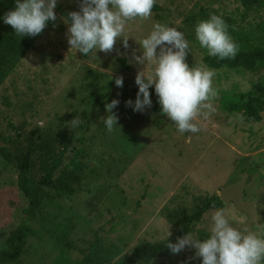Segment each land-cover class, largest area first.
Masks as SVG:
<instances>
[{
    "label": "rangeland",
    "instance_id": "obj_1",
    "mask_svg": "<svg viewBox=\"0 0 264 264\" xmlns=\"http://www.w3.org/2000/svg\"><path fill=\"white\" fill-rule=\"evenodd\" d=\"M14 1L0 0V13ZM155 4L159 8L152 9L150 18L127 23V47L123 38H117L111 52L97 51L89 58L70 48L63 21L62 10L79 11L81 0H58L56 21L36 36L0 35V251L8 248L11 234L22 223L32 231L20 259L0 264H80L94 252L102 264H116L139 243L165 240L168 231L170 238L182 212L193 213L203 200L220 196L245 173L244 197L258 200L253 228L264 232V113L261 121H249L243 112L224 106L256 83L264 84V70L211 68L217 94L210 102L215 111L197 117L201 129L197 133L177 131L161 113L154 88H150L152 105L142 112L125 103L135 101V76L144 68L133 58L141 54L136 40L150 33L155 23L176 26L185 34L189 65L206 64L195 26L185 23L188 15L200 6L216 8L235 16L240 27L250 28L264 18V11L243 18L240 0H156ZM117 77H123L122 88L115 84ZM113 99L119 100L112 110L118 125L109 132L103 120L108 115L105 105ZM39 126L56 145L62 136L78 138L62 167L82 170L83 178L76 192L67 195L41 185L34 174L39 201L26 213L29 200L17 185H5L9 177L4 170L11 152ZM221 209L235 227L247 228L248 215L232 202H223V207L209 210L194 223L193 234L203 237L200 232L209 231L212 215ZM195 251L186 246L166 258L145 252L137 264H200Z\"/></svg>",
    "mask_w": 264,
    "mask_h": 264
},
{
    "label": "clouds",
    "instance_id": "obj_2",
    "mask_svg": "<svg viewBox=\"0 0 264 264\" xmlns=\"http://www.w3.org/2000/svg\"><path fill=\"white\" fill-rule=\"evenodd\" d=\"M58 0H15V7L0 19L10 25L21 37L40 34L49 22L57 19L54 9ZM156 0H81L79 11H71L63 17L68 25L67 41L71 49L83 56L90 53L111 52L117 38H123L127 23L136 19H148ZM129 37V36H128ZM195 37L202 49L211 57L220 60L234 58L238 44L232 38L229 27L221 15L210 14L195 25ZM141 54L134 60L144 65L135 76L138 86L135 101L127 100L126 106L134 112L151 107L150 88L160 104L161 113L173 121L179 133H197L201 129L196 119L201 114L215 111L210 102L216 96L213 86L214 70L204 63L189 65V41L176 26L155 23L150 33L136 40ZM149 70L145 71V66ZM123 77H117L115 84L123 87ZM118 99L105 105L108 115L103 123L111 132L117 124L113 109ZM207 110V111H205ZM77 123V121H73ZM211 227L206 236L186 232L166 246L178 254L186 246L193 247L200 264H264V232L249 231L234 226V221L224 210H217L211 217Z\"/></svg>",
    "mask_w": 264,
    "mask_h": 264
},
{
    "label": "trees",
    "instance_id": "obj_3",
    "mask_svg": "<svg viewBox=\"0 0 264 264\" xmlns=\"http://www.w3.org/2000/svg\"><path fill=\"white\" fill-rule=\"evenodd\" d=\"M243 6V18H246L251 12L264 11V0H240ZM15 7V1L11 7L0 13L2 17L6 12ZM159 7L154 4L153 9L157 10ZM64 16L69 12L62 10ZM215 13L221 15L229 27V32L235 42L238 44V52L234 58L220 60L217 57H211L207 54L203 56V61L213 69L242 68L246 71L256 73L264 70V18L261 19L255 26L240 27L235 16L220 12L216 8H209L200 6L197 12H193L185 19V23L189 26H195L198 21L206 19L210 14ZM13 28L5 24L0 19V35L13 33ZM90 53L84 58H89ZM120 62L124 64L127 69L130 66L123 60ZM228 110L240 111L247 117L249 121H261L264 113V84L256 83L252 90L240 93L234 103H224ZM39 126V130L33 129L11 152L8 156L9 164L4 170L9 179L5 185L13 187L17 185L21 194L30 202L29 208L25 209L29 213L35 209L38 204L39 186H33L35 180L34 174L39 175L40 184L57 190L58 193H65L73 195L77 190V184L82 180V170L76 168L62 167L67 152L71 151V145L74 140H78L74 134L62 136L63 139L58 140L60 145H56L55 141L48 137V133H44ZM67 141L64 142V141ZM66 143V144H65ZM64 145V147H62ZM76 149L73 148L72 152ZM58 172H61L58 175ZM38 190V191H37ZM223 207V201L220 196L212 195L202 201L197 210L193 213L182 212L181 223L175 229L173 235L168 238L171 242H175L178 237H182L186 232L195 233L194 223L199 221L203 215L212 209ZM30 226L25 222L22 223L12 233L8 240V248L0 251V262L9 261L15 262L20 259L24 249L27 245L28 236L31 233ZM201 235L206 236L208 232L201 231ZM62 240L65 241L63 237ZM167 240L158 242H142L136 245L129 256L121 258L116 264H137L139 258L145 252H152L155 256L166 258L173 254L166 246ZM67 246L70 243L66 242ZM96 253L88 254L84 261L80 264H102L96 257ZM183 264H197L192 261H187Z\"/></svg>",
    "mask_w": 264,
    "mask_h": 264
},
{
    "label": "water",
    "instance_id": "obj_4",
    "mask_svg": "<svg viewBox=\"0 0 264 264\" xmlns=\"http://www.w3.org/2000/svg\"><path fill=\"white\" fill-rule=\"evenodd\" d=\"M248 173H245L238 183L224 187L221 190L220 198L223 202H232L239 210L248 215L246 226L249 231H254L253 224L258 220V200H246L245 185ZM259 233V232H257Z\"/></svg>",
    "mask_w": 264,
    "mask_h": 264
}]
</instances>
